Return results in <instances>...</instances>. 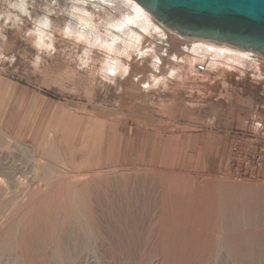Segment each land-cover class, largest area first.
<instances>
[{
    "label": "rangeland",
    "instance_id": "374dc122",
    "mask_svg": "<svg viewBox=\"0 0 264 264\" xmlns=\"http://www.w3.org/2000/svg\"><path fill=\"white\" fill-rule=\"evenodd\" d=\"M130 2L0 0V264H264V165L232 159L264 161V60L64 32L73 11L104 35Z\"/></svg>",
    "mask_w": 264,
    "mask_h": 264
},
{
    "label": "water",
    "instance_id": "95a60500",
    "mask_svg": "<svg viewBox=\"0 0 264 264\" xmlns=\"http://www.w3.org/2000/svg\"><path fill=\"white\" fill-rule=\"evenodd\" d=\"M166 29L264 58V0H134Z\"/></svg>",
    "mask_w": 264,
    "mask_h": 264
},
{
    "label": "bare ground",
    "instance_id": "6f19581e",
    "mask_svg": "<svg viewBox=\"0 0 264 264\" xmlns=\"http://www.w3.org/2000/svg\"><path fill=\"white\" fill-rule=\"evenodd\" d=\"M111 1V0H110ZM133 2H130V7L132 9V15H126L123 19L119 21H106V33L104 35L97 33V24L94 23V16L93 14H83V13H73L72 17L75 18L76 24L71 25L70 23L65 24L64 26V32L68 36H71L75 38L78 41H82L85 43L88 47H91L93 45H96L99 48H102L106 51V53H110L113 50H118L116 48V44L123 43V47L126 50L128 47H135L137 48L139 45V42L141 41V34L135 33L131 27L138 26L140 29L144 31L153 30L156 32H162L165 30L166 32L176 34L168 29H166L161 23L156 21L148 12H146L137 2L134 0H131ZM139 6H137V5ZM21 11L24 14V8L23 6L20 7ZM143 10V11H142ZM86 12V11H85ZM145 12V13H144ZM154 21L150 22L147 18V15ZM7 17H10L7 15ZM15 17V16H14ZM131 26V27H130ZM50 28V21L48 18H45L44 20L40 19L39 24L36 30V34L38 35V38H48L46 31ZM163 30H162V29ZM116 33H112V31ZM180 37V36H179ZM186 41H198L201 43H197V45H193V50L202 48L207 52L213 53V56H221V54H225V48L231 49L237 52L248 54L252 57L257 58L260 60H264L263 57L259 56L257 53H254L250 50L246 51L240 48H235L232 46H229L227 44L223 43H216L210 40L206 39H198V38H183L180 37ZM215 46H218L220 48H216ZM224 47V49H223ZM144 54V52H141V55ZM241 58H244L243 56L236 53H233ZM246 57V55H245ZM252 57H249V59H252ZM109 69L116 68V64L113 62V60H110L109 57L105 60V66ZM111 71V70H110ZM113 71V70H112Z\"/></svg>",
    "mask_w": 264,
    "mask_h": 264
},
{
    "label": "built area",
    "instance_id": "2783aa9c",
    "mask_svg": "<svg viewBox=\"0 0 264 264\" xmlns=\"http://www.w3.org/2000/svg\"><path fill=\"white\" fill-rule=\"evenodd\" d=\"M247 123H249L250 125H254L256 129L258 128V123H256V121L255 123L254 121H247ZM260 151V148L251 150L250 145L248 144L247 147H245L243 150H240L239 153H234L232 158L234 160V170L238 171L250 169L252 170L250 171V173H254L255 170L264 165V161L261 159Z\"/></svg>",
    "mask_w": 264,
    "mask_h": 264
},
{
    "label": "clouds",
    "instance_id": "9594fccd",
    "mask_svg": "<svg viewBox=\"0 0 264 264\" xmlns=\"http://www.w3.org/2000/svg\"><path fill=\"white\" fill-rule=\"evenodd\" d=\"M10 7H11V8H13V9H15V8H17V7H18V5H17V4H15V3H13V4H11V5H10Z\"/></svg>",
    "mask_w": 264,
    "mask_h": 264
},
{
    "label": "crops",
    "instance_id": "0c3cea01",
    "mask_svg": "<svg viewBox=\"0 0 264 264\" xmlns=\"http://www.w3.org/2000/svg\"><path fill=\"white\" fill-rule=\"evenodd\" d=\"M121 73H123V72H121ZM15 87V86H14Z\"/></svg>",
    "mask_w": 264,
    "mask_h": 264
}]
</instances>
